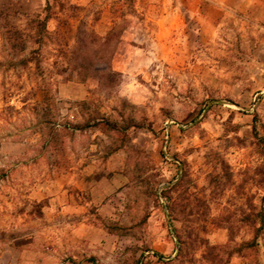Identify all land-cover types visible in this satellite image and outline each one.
<instances>
[{
    "label": "rangeland",
    "instance_id": "rangeland-1",
    "mask_svg": "<svg viewBox=\"0 0 264 264\" xmlns=\"http://www.w3.org/2000/svg\"><path fill=\"white\" fill-rule=\"evenodd\" d=\"M263 162L264 0H0V264H264Z\"/></svg>",
    "mask_w": 264,
    "mask_h": 264
},
{
    "label": "trees",
    "instance_id": "trees-1",
    "mask_svg": "<svg viewBox=\"0 0 264 264\" xmlns=\"http://www.w3.org/2000/svg\"><path fill=\"white\" fill-rule=\"evenodd\" d=\"M36 18V27L37 31L35 33L36 40L39 41L42 38V33L45 29V21L41 19V15L39 13L35 14ZM80 68H84L80 65ZM107 68V67H106ZM103 72H107L106 69L102 70ZM108 73V72H107ZM261 182L264 184V162L261 170ZM260 205L256 206L251 204L246 212H244L243 218L245 220V224L251 228V237L250 239L243 241L237 247H234L230 252H240L243 249L255 250L259 247L264 248V194L260 198ZM229 232V239H231V226H226ZM176 231V229H175ZM177 238L179 241V246L177 253L175 256L167 261V264H182L183 259L187 255L186 250V238L182 237L180 232L177 231ZM228 252V253H230Z\"/></svg>",
    "mask_w": 264,
    "mask_h": 264
}]
</instances>
